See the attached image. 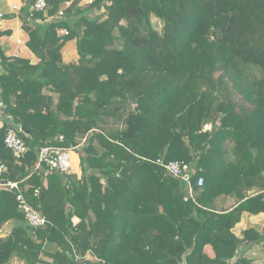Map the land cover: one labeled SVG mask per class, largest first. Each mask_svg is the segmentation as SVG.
I'll return each instance as SVG.
<instances>
[{
  "label": "trees",
  "instance_id": "1",
  "mask_svg": "<svg viewBox=\"0 0 264 264\" xmlns=\"http://www.w3.org/2000/svg\"><path fill=\"white\" fill-rule=\"evenodd\" d=\"M35 1L18 15L37 63L0 47V160L47 223L32 234L18 192L0 190V264H251L236 252L264 248V229L232 230L264 214V0H70L62 19L59 2ZM15 126L30 132L19 159L4 146ZM50 146L79 154L80 178L35 170ZM145 160L193 167V196ZM219 198L234 207L216 210Z\"/></svg>",
  "mask_w": 264,
  "mask_h": 264
},
{
  "label": "built area",
  "instance_id": "2",
  "mask_svg": "<svg viewBox=\"0 0 264 264\" xmlns=\"http://www.w3.org/2000/svg\"><path fill=\"white\" fill-rule=\"evenodd\" d=\"M60 4V8L55 15L56 19H62L64 10L70 6V0H56ZM92 1L89 0L88 4H91ZM46 2L44 0H36L33 5L31 6V10L35 12H45L46 11ZM10 9L13 12L19 11L20 6L19 4H11ZM4 18V14L0 12V20ZM58 34L60 36L67 35L66 29L58 30ZM17 45H24L21 40H17ZM17 57V56H15ZM19 131L15 129H9L4 137V146L8 149L15 159L21 158L27 151V148L19 136ZM59 140H62V137H59ZM71 149H66L62 147H44L41 148L38 152V159L35 164V170H39L42 165H45L49 170L56 171L60 174H72L71 170ZM149 163H154L155 165L162 168L170 177L179 179L185 184L186 191L190 197L193 196V190L191 185V177L195 173V169L190 165L181 162V161H170V162H163L162 160H157L155 162L145 160ZM5 172V166L0 160V190H16L18 192L16 196V200L18 202V208L23 213L24 219L28 226L32 230V234L34 230L43 227L47 220L46 218L31 208L23 198L22 194L19 192L18 183L16 182H9L4 181L2 179V175ZM203 185V179L199 178L197 180V186L201 187ZM35 196L39 194L38 190L35 191ZM234 233L237 235L240 234L239 229H235Z\"/></svg>",
  "mask_w": 264,
  "mask_h": 264
},
{
  "label": "crops",
  "instance_id": "3",
  "mask_svg": "<svg viewBox=\"0 0 264 264\" xmlns=\"http://www.w3.org/2000/svg\"><path fill=\"white\" fill-rule=\"evenodd\" d=\"M23 0H0V12L4 14V18L0 20V31H8L9 35H3L0 37V47L6 56H17L19 58H24L30 61V63L35 64L37 63V59L35 56L29 51V49L26 47L25 43L28 39L27 35L22 31L21 29V22L19 20V11L13 12L10 9L11 4H19L20 7H22ZM89 0H82L79 6L82 4L86 5ZM17 40H21L24 45H17ZM66 59H73L75 57V54L70 48H66V53H63L62 49V58L65 63H70V61ZM78 59V58H77ZM3 70L0 67V74H3ZM0 125L2 124V121L7 116L4 113V107L0 104ZM80 170L78 167L77 170L72 172V174H76ZM80 178V176L78 177ZM226 205V206H225ZM216 210L222 211V210H230L232 207H234V201L231 198H219L215 201ZM223 206H225L223 208ZM235 229H239L240 233L246 229H253L258 234H262V231L264 229V214L259 215H250L247 213H243L241 215L240 221L236 224L232 232L235 231ZM6 232H9V229L6 230ZM238 235V234H237ZM240 236V234H239ZM214 237L220 241V242H229V238L227 237L226 232L223 229V225L221 223L218 224L216 231L214 233ZM207 255L209 257L214 256V252L210 246L206 247L205 249ZM239 253H243L244 257L248 258L251 261V264H264V248L262 244H249L245 246V248H239Z\"/></svg>",
  "mask_w": 264,
  "mask_h": 264
},
{
  "label": "rangeland",
  "instance_id": "4",
  "mask_svg": "<svg viewBox=\"0 0 264 264\" xmlns=\"http://www.w3.org/2000/svg\"><path fill=\"white\" fill-rule=\"evenodd\" d=\"M91 1H93V0H91ZM87 5H89V4L87 3ZM81 6L84 7L85 5L82 4ZM20 8H21V7H20ZM17 12H18V11H17ZM100 12H101V11L96 12V14H100ZM92 16H94V15H92ZM153 25H154L155 28H157L158 30H160V26H161V25H160V23H159L157 20H154V19H153ZM66 48H70V50H72V51L74 52L75 57H74L73 59H66V57H65V58H64L65 61L68 60V61H70V63H75V62L77 61V58H78V55H77V52H76L75 40L68 41V42L65 44V46H64V48H63V53H66ZM210 128H211L210 126L207 127L208 130H210ZM78 150H80V148H79ZM78 150H76V151H78ZM78 155H79L78 153H76V152H74V151H71V170H72V172H74L75 170H77L78 167H79V156H78ZM75 173H76L77 177H79V176L81 175L80 170H78V171L75 172ZM225 206H226V205H225ZM225 206H223V208H224ZM4 231H5V230H4ZM41 258H42L43 261H46V262L49 261V259L46 258V257H44V256H42ZM85 260L89 261L91 264H93V263L96 262L95 259H93V257L90 256V255H87V256L85 257ZM10 264H22V263H19L18 261L13 260Z\"/></svg>",
  "mask_w": 264,
  "mask_h": 264
},
{
  "label": "water",
  "instance_id": "5",
  "mask_svg": "<svg viewBox=\"0 0 264 264\" xmlns=\"http://www.w3.org/2000/svg\"><path fill=\"white\" fill-rule=\"evenodd\" d=\"M128 98H129V101H130V102H133V98H132L131 94L128 95ZM115 99H116V98H113V100H115ZM210 105H211V104L209 103V106H210ZM99 107H100V108L103 107V104H100ZM0 112H1V109H0ZM1 113H2V112H1ZM14 129L17 130V131H19V132H21V134H23V135H25V136H29V135H30V132L26 131V129H25L24 127L15 126ZM124 171H125V169H121L120 174H122ZM7 229H8L7 227H4L2 230H0V237H3V236H5V235L7 234V232H6ZM4 230H5V231H4ZM239 254H240V253H239L238 250H237L236 255H239ZM78 263H81V260H78Z\"/></svg>",
  "mask_w": 264,
  "mask_h": 264
}]
</instances>
